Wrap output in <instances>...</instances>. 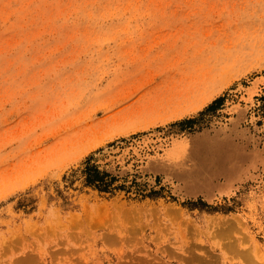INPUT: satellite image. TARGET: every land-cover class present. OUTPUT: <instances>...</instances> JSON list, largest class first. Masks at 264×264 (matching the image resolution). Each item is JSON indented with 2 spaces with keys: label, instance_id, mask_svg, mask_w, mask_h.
<instances>
[{
  "label": "rangeland",
  "instance_id": "374dc122",
  "mask_svg": "<svg viewBox=\"0 0 264 264\" xmlns=\"http://www.w3.org/2000/svg\"><path fill=\"white\" fill-rule=\"evenodd\" d=\"M263 77L264 0H0V264H264Z\"/></svg>",
  "mask_w": 264,
  "mask_h": 264
},
{
  "label": "bare ground",
  "instance_id": "6f19581e",
  "mask_svg": "<svg viewBox=\"0 0 264 264\" xmlns=\"http://www.w3.org/2000/svg\"><path fill=\"white\" fill-rule=\"evenodd\" d=\"M259 82L261 83V84H263L264 85V77L262 78V79H260L259 80ZM257 84L258 83H254V87L253 88H256L257 87ZM216 133V132H215ZM217 134V133H216ZM216 136V135H215ZM200 138V137H199ZM152 142V141H151ZM141 143V142H140ZM149 143V142H148ZM150 144V143H149ZM208 144H209V142H208ZM207 144V145H208ZM137 146V145H136ZM146 146V145H145ZM184 142L183 141H180V140H178V141H175V142H173L172 144H171V146H170V148L166 151V157L167 158H169V159H172V160H174V159H176V158H178L179 156H180V154H181V152L184 150ZM139 147V146H138ZM136 148V147H135ZM126 151H127V149H125ZM124 150V151H125ZM123 151V152H124ZM125 151V152H126ZM202 151V150H201ZM133 152V151H132ZM143 152V151H142ZM165 152V151H164ZM163 152V153H164ZM127 153V152H126ZM134 153V152H133ZM156 153V152H155ZM203 153V152H202ZM214 153H216V152H214ZM212 154V153H211ZM127 156V155H126ZM149 156V155H148ZM145 157V156H144ZM196 158V157H195ZM205 158V157H204ZM200 160V159H199ZM153 163V162H152ZM203 165V164H202ZM156 168V167H155ZM202 168H204V167H202ZM158 169H160V168H158ZM157 169V170H158ZM152 171H153V169H151ZM156 170V171H157ZM175 170V169H174ZM155 171V172H156ZM166 172V171H165ZM173 172V171H172ZM170 173V172H169ZM171 174V173H170ZM173 174V173H172ZM187 174V173H186ZM175 175H177V173L175 174ZM172 176H174V174L172 175ZM180 176V175H179ZM190 176V175H189ZM164 177V176H163ZM187 177V176H186ZM178 179V178H177ZM192 180H194L193 178H191ZM204 179V178H203ZM175 182V181H174ZM173 182V183H174ZM182 184V183H181ZM204 184V183H203ZM206 185V184H205ZM202 186V185H201ZM209 186V185H208ZM195 188H198V187H195ZM195 188H194V190H195ZM193 192V191H192ZM190 193V192H189ZM193 194V193H192ZM196 194V193H195Z\"/></svg>",
  "mask_w": 264,
  "mask_h": 264
},
{
  "label": "trees",
  "instance_id": "16d2710c",
  "mask_svg": "<svg viewBox=\"0 0 264 264\" xmlns=\"http://www.w3.org/2000/svg\"><path fill=\"white\" fill-rule=\"evenodd\" d=\"M87 171H88V181H89V183H94V182H96V181H99L100 179V177H98V175L97 174H99L98 172V170H97V168L95 167V166H92V168L90 169H87ZM91 171H93V176L95 177V178H92V176L90 175L91 173ZM96 178H98V179H96Z\"/></svg>",
  "mask_w": 264,
  "mask_h": 264
}]
</instances>
